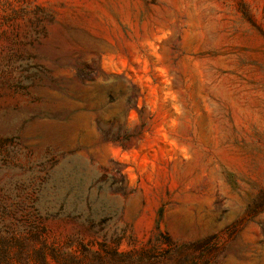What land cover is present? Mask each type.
Here are the masks:
<instances>
[{
  "label": "rangeland",
  "instance_id": "obj_1",
  "mask_svg": "<svg viewBox=\"0 0 264 264\" xmlns=\"http://www.w3.org/2000/svg\"><path fill=\"white\" fill-rule=\"evenodd\" d=\"M264 0H0V264H264Z\"/></svg>",
  "mask_w": 264,
  "mask_h": 264
},
{
  "label": "trees",
  "instance_id": "obj_2",
  "mask_svg": "<svg viewBox=\"0 0 264 264\" xmlns=\"http://www.w3.org/2000/svg\"><path fill=\"white\" fill-rule=\"evenodd\" d=\"M261 199L264 202V191L262 192Z\"/></svg>",
  "mask_w": 264,
  "mask_h": 264
}]
</instances>
